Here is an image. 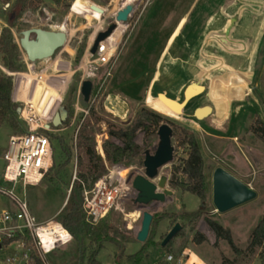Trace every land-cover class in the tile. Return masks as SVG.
I'll return each instance as SVG.
<instances>
[{
	"label": "rangeland",
	"instance_id": "1",
	"mask_svg": "<svg viewBox=\"0 0 264 264\" xmlns=\"http://www.w3.org/2000/svg\"><path fill=\"white\" fill-rule=\"evenodd\" d=\"M32 1L36 7H27L10 20L17 0H0V35L4 29L13 35L22 65L21 71H10L0 54V75L12 78V100L18 103L20 99L13 96L16 84L25 90L30 86V81L19 74L42 75V80L54 84L60 94L54 111L64 106L70 114L53 132L68 145L69 164L54 178V162L65 159L60 150L54 152L53 167L43 181L27 189L36 219L60 221L68 212L73 182L90 170L89 158L80 144L85 129L89 144L106 167L100 178L112 173L120 181L130 174L145 172L144 152L156 151L157 131L138 130L135 143L139 154L123 162L109 163L104 147L107 141L122 145L121 139L112 137L110 131L134 124L143 110L160 114L166 120L162 123L172 126L175 147L174 160L160 169V175L169 178L168 188L174 191L173 196L140 208L134 203L136 193H131L120 208L113 209L96 226L91 225L81 241L73 239L48 254L47 263L89 264L93 252L102 245L96 255L101 264H167V254L175 256L172 264H177L178 259L181 264H264V243L248 250L252 230L264 216V141L255 132L264 129V0H139L129 22L119 24L115 35L105 41L108 45L102 51L114 55L110 64L93 62L97 57L90 55L89 48L95 35L115 21V14L125 0H91L105 10L101 17L75 7V0ZM61 24H65L69 34L67 44L52 58L35 62V71L29 70L31 62L19 45L21 32L32 27L59 30L55 26ZM84 79L93 82L88 102L80 93ZM195 79L202 80L207 89L189 102L185 115L173 113L157 97L158 92H164L182 100L184 88ZM205 104L215 107L209 118L199 121L190 116L196 107ZM17 126L4 123L0 127V186H7L2 176L9 138L21 134L26 123L19 117ZM189 132L196 135L204 157L203 171L208 183L205 204L195 194L170 184L174 175L188 181L182 166L190 151L185 142ZM217 167L253 187L257 198L219 213L212 201V176ZM121 169L126 170L124 177L118 174ZM96 182L91 184V179L85 182L83 192ZM10 205L9 199L0 194V208ZM145 210L152 212L154 219L148 239L141 243L136 236ZM198 210L202 211L198 220L183 218L186 212ZM133 212L140 216H130ZM207 218L230 229L239 253L226 240L217 239ZM176 223L183 228L162 247V241ZM198 232L206 237L203 243L195 240ZM13 254L12 248L1 250L0 264H23V259L8 262L7 258ZM80 254L82 258L78 260ZM130 255L136 256L130 260Z\"/></svg>",
	"mask_w": 264,
	"mask_h": 264
},
{
	"label": "built area",
	"instance_id": "2",
	"mask_svg": "<svg viewBox=\"0 0 264 264\" xmlns=\"http://www.w3.org/2000/svg\"><path fill=\"white\" fill-rule=\"evenodd\" d=\"M102 43L98 52L90 55L97 57L93 62L110 64L114 55L104 53ZM31 64L32 70L35 71V63ZM18 101L21 103L19 117L26 123V130L10 136L3 156L6 165L2 178L7 186H0V194L8 198L11 205L8 208H0V251L12 248L14 254L7 258L8 262L15 263L23 259V264H37L36 259L32 257L30 241L42 263L48 264L46 256L70 244L73 236L59 220L36 219L28 200L27 189L29 186L40 184L53 167L54 150L50 133L57 128L53 119L58 111H54L50 118L45 119L32 103ZM134 192L136 193L127 179L121 178L118 181L112 173L100 178L83 192V210L87 223L96 226L113 209L120 208ZM174 260L173 254L166 255L167 264H172ZM176 263L181 264V260L178 259Z\"/></svg>",
	"mask_w": 264,
	"mask_h": 264
},
{
	"label": "trees",
	"instance_id": "3",
	"mask_svg": "<svg viewBox=\"0 0 264 264\" xmlns=\"http://www.w3.org/2000/svg\"><path fill=\"white\" fill-rule=\"evenodd\" d=\"M59 1V0H56ZM37 5L32 0H17L16 11L20 12L25 10L27 7ZM0 54L4 66L10 71H21L22 65L19 62V50L18 45L14 42L13 35L9 30L4 29L0 35ZM75 88H73V91ZM13 91V80L9 76L0 75V127L4 123H8L11 127H18L19 112L18 109L21 107V103L12 100ZM14 99L17 96V84L14 91ZM68 117H70L69 110ZM67 119L65 121H67ZM163 121H166L163 116L158 113H154L149 110H143L139 117L136 119L134 124L128 125L125 129L111 130L110 135L121 139L122 145L117 144L114 141H107L105 143L106 159L111 164H116L128 160L129 158H136L139 154V146L135 143V137L138 130H145L156 133L159 126ZM20 124V123H19ZM26 128L21 127V131L24 132ZM263 127L255 129V132L259 134V137L264 141ZM262 131V134L260 133ZM52 146L54 152L60 150L65 154V159L58 163L54 162L55 165V176L59 177L64 171L65 167L70 162V151L69 147L64 141V138L60 135L50 133ZM185 142L189 145L190 151L188 157L183 161L182 172L188 177V181L184 180V177H176L174 175L170 184L173 187L180 188L183 191H188L198 196L203 204L206 203L208 198V183L205 177L204 157L201 152L199 141L193 132H189L186 135ZM80 144L83 145L84 151L89 158V173H81L79 180L73 182V186L69 196L70 207L68 212L64 213L60 218V221L64 226L71 232L73 239L81 241L86 232H88L90 224L86 221V215L83 210V184L89 182L91 184L96 182L105 172L106 167L101 157L97 155L93 145L89 144V136L86 133V129L81 133ZM48 174V173H47ZM46 174V175H47ZM45 175V176H46ZM64 212V211H63ZM202 211L186 212L183 214V218L196 219L201 218ZM210 228L215 232L217 239H223L228 242L232 249L239 253L240 249L236 246L230 229L225 228L218 221L207 218ZM197 243H203L206 241L205 235L197 233L195 238ZM264 243V216L259 220L256 227L252 230L250 244L248 250L253 251L257 246ZM29 246L32 251V257L36 259L37 264H43L41 259L38 257L34 247L29 241ZM102 246V245H101ZM96 249L91 257L89 258V264H101L97 261L96 255L100 252L102 247ZM141 250L136 255L142 253ZM81 252V251H80ZM136 255H130L128 258L131 260ZM82 255L78 256V260H81Z\"/></svg>",
	"mask_w": 264,
	"mask_h": 264
},
{
	"label": "water",
	"instance_id": "4",
	"mask_svg": "<svg viewBox=\"0 0 264 264\" xmlns=\"http://www.w3.org/2000/svg\"><path fill=\"white\" fill-rule=\"evenodd\" d=\"M139 0H133L122 6L115 14V21L110 23L105 30L99 31L89 48V53L95 55L102 42L108 40L119 27V24L129 22L136 4ZM69 39L65 30L44 29L32 27L21 32L19 45L31 63L52 58L56 52L63 48ZM93 82L91 79H84L80 87V93L85 102H88L92 93ZM207 85L200 79L191 81L184 89L183 100L179 101L164 92H158L157 97L173 112L178 115H185V107L191 100L203 94ZM15 91V90H14ZM14 94V93H13ZM215 107L212 104H205L194 109L191 117L203 121L214 113ZM20 108L18 109V112ZM68 117L67 109L62 106L55 114L53 124L59 126ZM159 138L157 149L154 153L150 150L144 152L143 161L145 172L143 174H130L127 181L131 183L136 191L134 203L140 208H147L155 202H164L167 197L173 196L174 191L168 188L169 178L160 175V169L174 160L175 147L172 144L174 130L169 123H162L158 130ZM257 191L244 183L242 180L231 174L223 167H217L212 176V201L219 213L228 212L234 208L244 205L257 198ZM154 219L152 212L145 210L142 214L141 227L136 239L144 243L149 236L150 228ZM180 223H176L162 241L165 247L175 238L182 229Z\"/></svg>",
	"mask_w": 264,
	"mask_h": 264
},
{
	"label": "bare ground",
	"instance_id": "5",
	"mask_svg": "<svg viewBox=\"0 0 264 264\" xmlns=\"http://www.w3.org/2000/svg\"><path fill=\"white\" fill-rule=\"evenodd\" d=\"M125 1L126 4L133 0H125ZM74 6L86 10H91L93 14L96 15L97 17H101L103 15V12L105 11L102 7L95 4L91 0H75ZM65 27H66L65 24H61L59 26H55V29L58 28L59 30H65ZM112 37L113 36H111V38ZM113 39L115 41L118 40V36H114ZM107 45L108 43L106 42L102 46V50L103 47H107ZM31 69H33V64H29V70ZM19 75L27 78L30 81V86L26 90L19 86V88H17L18 91H17L16 99H20V100L24 99L26 102L32 103V105L37 109V111L38 112L40 111L42 118H50L56 106L57 100L60 99V94L57 92V87L54 84L50 85L47 82V80H42L43 79L42 75H39L40 77L32 76L31 74L28 73H20ZM118 174L119 176L124 177L126 175V170L121 169L118 171ZM130 216L138 217L139 213L133 212Z\"/></svg>",
	"mask_w": 264,
	"mask_h": 264
},
{
	"label": "flooded vegetation",
	"instance_id": "6",
	"mask_svg": "<svg viewBox=\"0 0 264 264\" xmlns=\"http://www.w3.org/2000/svg\"><path fill=\"white\" fill-rule=\"evenodd\" d=\"M16 8H17V3L15 4V6L13 7V13L11 14V17H10V20H13L14 17H18L22 14L23 11H20V12H17L16 11ZM12 22V21H11ZM105 30V29H104ZM185 89V88H184ZM183 94H184V90H183ZM178 100V99H177ZM183 100V99H182ZM182 100H179V101H182ZM187 107V106H186ZM185 107V108H186ZM184 112H185V109H184Z\"/></svg>",
	"mask_w": 264,
	"mask_h": 264
},
{
	"label": "crops",
	"instance_id": "7",
	"mask_svg": "<svg viewBox=\"0 0 264 264\" xmlns=\"http://www.w3.org/2000/svg\"><path fill=\"white\" fill-rule=\"evenodd\" d=\"M18 91V90H17ZM189 261V260H188ZM191 264H193V263H191Z\"/></svg>",
	"mask_w": 264,
	"mask_h": 264
}]
</instances>
